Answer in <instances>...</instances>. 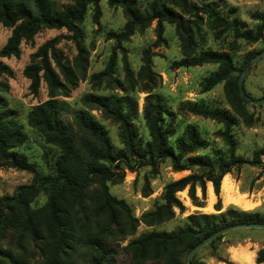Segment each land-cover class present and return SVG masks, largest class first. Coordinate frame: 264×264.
Masks as SVG:
<instances>
[{
  "label": "trees",
  "instance_id": "trees-1",
  "mask_svg": "<svg viewBox=\"0 0 264 264\" xmlns=\"http://www.w3.org/2000/svg\"><path fill=\"white\" fill-rule=\"evenodd\" d=\"M70 1L68 6L61 7L56 0H0V23L13 27L0 49V56L19 57L22 41L33 39L43 28H66L72 33L78 47L77 59H84L87 50L82 40V23L90 9L94 21L99 22L102 15L101 0ZM149 1H154L151 9L141 10L139 4ZM155 1L107 0L110 6H121L128 17L121 31H110L108 35L119 40L127 39L137 27L143 28L156 20V43L160 44L165 42L164 22L174 24L185 49V55L176 65L219 64L218 70L203 80L202 91H210L226 81L229 93L240 104L236 106V102H233L232 105L237 114L242 113L241 102L248 101L241 95L238 77L254 55L248 56L245 64L236 66L232 54L226 50L210 49L193 53L189 50L194 44L193 28L189 22L198 25L199 19L205 14L215 26L234 30L237 36L256 42L264 38V12L253 14V18L259 21L255 29L241 30L238 23L227 18L213 2L190 6L188 0H165L159 5ZM186 15L193 18H186ZM59 40L60 37L56 36L42 44L24 69L25 76L30 79L31 92L38 93L42 79L49 87V98L28 112V124L58 150L48 174H42L37 163L31 161L23 150L28 134L17 119L16 111L2 107L0 98V167H12L33 174L31 184L21 185L13 194L0 198L1 232L5 234L11 231L17 235L21 248L25 247L26 240H31L44 254V260L38 264H65L76 253L78 244L79 254L84 252L92 255L89 264H115L119 253L118 241L134 235L140 221L150 226L174 218L175 208L181 213L185 212L186 206L177 196L179 191L188 187L192 203L204 207L208 181L213 183L217 196L214 204L217 213L196 211L183 219L185 224L179 229L149 230L132 237L126 248L133 264L160 259H164L165 264H187L190 250L220 228L238 222L264 223V214L258 210H243L236 205H230L225 210L222 207L223 177L245 163L264 164V147L255 151L253 159L237 154V141L232 132L238 122L235 115L226 109L211 108L204 103L191 102L187 106L188 111L223 125L217 132L227 146L223 152L211 148V141L201 134L196 124H186L177 135L173 123L175 112L167 108L161 94L152 91L157 81L152 70L151 49L148 48L139 72L141 77L150 80L142 89L147 93L142 110L148 130L147 140L144 141L135 124V119L140 115L139 106L137 99L130 94L88 92L81 98L85 106L100 110L118 125L123 148L117 150L104 125L87 109L76 110L72 121L63 117L64 104L57 96H68L71 87L77 85L78 76L73 67L64 63L56 47ZM113 64L114 60L110 63V69L94 74V78L111 75ZM56 67L64 78H61ZM126 69L128 83L133 88L135 78L128 64ZM3 73L12 75L13 70L0 61V76ZM210 148L211 152L208 151ZM166 160L170 161L175 171L191 172L166 183L154 208L137 218L132 206L111 192L110 183L115 184L124 178L126 169L134 171L148 166L157 172L160 164ZM198 187L202 192L201 197L197 195ZM41 190L47 191L49 195L38 211L33 207V202ZM92 193L99 196L98 205ZM149 194V191L144 192L145 196ZM94 230L97 234H92ZM247 230L261 229L241 228L221 234L193 256V263L208 264L205 258L213 256L232 264L220 247L227 235ZM206 249L211 252L199 258ZM0 255L10 264H26L28 258L25 252L15 254L1 248ZM256 261L264 262V243L258 250Z\"/></svg>",
  "mask_w": 264,
  "mask_h": 264
},
{
  "label": "rangeland",
  "instance_id": "rangeland-1",
  "mask_svg": "<svg viewBox=\"0 0 264 264\" xmlns=\"http://www.w3.org/2000/svg\"><path fill=\"white\" fill-rule=\"evenodd\" d=\"M58 6L66 7L70 0H56ZM165 0H156L159 5ZM213 2L218 9L231 21L237 22L241 30L255 29L258 20L253 18L256 12H264V0H188L190 6H199ZM154 1L140 3V9H151ZM102 15L99 22H95L92 10L90 9L82 23L83 43L86 47L84 59H77L78 47L72 38V33L66 28L48 29L43 28L33 39L23 40L21 43V55L19 57H1L0 61L10 66L13 74L3 73L0 76V98L2 107H9L16 111V117L21 122L24 130L28 134V141L23 150L30 160L36 162L42 174L51 172L53 164L58 154V150L53 145L46 142L45 137L28 124V112L40 102L49 98V87L42 79L38 93L30 90V79L25 76L26 65L33 60L32 54L37 52L39 47L46 41L59 36L60 40L56 47L63 58L65 64L73 67L78 76V83L71 87L68 96L58 95L57 97L64 104L63 117L67 121H72L76 110L87 109L105 127L107 133L117 150L123 148L119 135L118 125L109 118H106L100 110L91 109L85 106L81 98L88 92L97 94H125L128 93L138 101L140 115L135 119L141 137L147 140L148 130L142 118V110L147 93L142 90L150 80L141 77L139 74L144 64L145 50L151 49L153 66L155 72L156 85L152 91L163 96L167 108L175 112L176 117L173 123L179 135L186 124H196L201 134L211 141L213 150L225 151L227 146L224 140L217 135L223 125L215 120L205 118L201 115L188 111V104L191 102L204 103L211 108H221L228 110L237 118V125L232 132L237 141V154L248 159H253L256 150L264 147V104L255 105L250 102L242 103V113L237 114L233 102L236 98L229 93L226 81H222L213 89L207 92L202 91L203 80L216 72L219 68L217 63H205L198 66H179L176 62L185 55L184 41L177 33L174 24L164 22L165 42L157 44V21H152L149 25L141 28L137 27L133 34L127 39L119 40L110 37V31H121L128 17L121 6H110L107 0H101ZM186 18H193L186 15ZM193 28L194 44L189 48L193 53H200L203 50H226L233 56L236 66L245 64L250 55H255L264 48V38L256 42H250L235 34L234 30H224L215 26L207 15L199 19L198 25L190 23ZM13 27L4 26L0 23V49L6 43ZM114 60L113 72L111 75H104L101 79L94 78V74L105 69H110L111 61ZM126 64L129 65L135 78V85L132 88L127 80ZM59 72L58 68L56 67ZM61 78L63 75L59 72ZM239 78V77H238ZM246 91L255 98L264 96V57H262L246 75L244 79ZM240 104L236 102V106ZM208 149L209 152L212 149ZM264 163V154L262 155ZM196 170V169H194ZM191 170L175 171L169 160L162 162L158 171H153L148 166L139 167L131 171L125 170L124 178L113 184L110 183L111 192L118 198L124 199L132 206L133 214L141 218L143 213L154 208L155 201L161 196L164 186L169 181L187 175ZM241 194H246L255 202V210L264 214V164L245 163L238 168H233L229 173ZM33 182V174L28 171L19 170L12 167H0V198L8 194H13L16 189L24 184ZM150 194L145 196L144 192ZM184 192H178L177 196L186 206L185 212L181 213L175 208L174 218L162 223L147 225L140 221L134 235L128 236L117 244L119 253L116 256L115 264H133L131 254L127 250L128 242L132 237H136L142 232L149 230L179 229L185 224L183 220L188 214L200 211L217 213L212 207L204 209L193 207L194 204L188 194V187ZM48 192L41 190L33 202V207L39 211L48 199ZM94 202L100 203L99 196L92 193ZM207 202V200H206ZM89 203V202H88ZM237 206V205H236ZM243 209L245 207L238 206ZM225 210V209H224ZM245 210V209H243ZM2 206L0 205V212ZM41 213V211H40ZM92 234H97L94 230ZM251 239L259 243H264V229L247 230L240 234H229L226 241L222 243L223 251L227 245L242 243L246 239ZM0 248L11 250L15 254L25 252L28 258L26 264H38L44 260L41 249L33 244L31 240L25 241V247L21 248L17 241V235L11 231L4 234L0 230ZM80 245L77 251L65 264H89L92 255L80 252ZM211 251L204 250L199 258L206 257ZM79 254V255H78ZM1 264H10L0 255ZM144 264H165L164 259L148 260Z\"/></svg>",
  "mask_w": 264,
  "mask_h": 264
},
{
  "label": "crops",
  "instance_id": "crops-1",
  "mask_svg": "<svg viewBox=\"0 0 264 264\" xmlns=\"http://www.w3.org/2000/svg\"><path fill=\"white\" fill-rule=\"evenodd\" d=\"M227 175H229L230 180L233 183L235 191H237V193L241 194V191L237 188V184L233 181L232 175L229 173ZM225 176L223 177L222 182H223ZM222 182H221V197H222V207L224 210L227 207H229L230 205H236V204H234L233 202L225 201L224 196H223V191H222ZM197 195L200 197L202 195L201 189L199 187L197 188ZM210 197H212V199H213L211 202V207H212V209L215 210L214 204L216 203L217 196L214 192L213 183L211 181H208L207 182V197L205 199V202L207 200L206 205L204 207H197L194 205L193 207L202 208V209H204L206 207H210V203L208 202V199ZM243 209H245V210L255 209V202L252 200V205L249 207H245ZM207 213H209V212H207ZM258 229H260V228H258ZM262 246H263L262 243H259L257 241H252L249 238V239H246L242 243L227 245V247L224 248L222 253L229 261L232 262V264H264V262L257 263V261H256L258 250ZM205 260L208 264H228L227 262L220 261L213 256L207 257V258H205Z\"/></svg>",
  "mask_w": 264,
  "mask_h": 264
},
{
  "label": "water",
  "instance_id": "water-1",
  "mask_svg": "<svg viewBox=\"0 0 264 264\" xmlns=\"http://www.w3.org/2000/svg\"><path fill=\"white\" fill-rule=\"evenodd\" d=\"M264 57V48L259 51L258 53H256L254 55V57L248 62V64L244 67L243 71L241 72L239 79H238V86H239V90L241 92V95L243 96V98L255 105H263L264 104V96L260 97V98H255L252 95H250L245 87H244V79L246 77V75L251 71V69L254 67V65L262 58ZM241 228H260V229H264V223L261 222H238V223H234L225 227L220 228L219 230L213 232L211 235H209L208 237L204 238L203 240H201L199 243H197L189 252L188 256H187V264H195L193 263L192 259L193 256L199 251L201 250L203 247H205L206 245H208L213 239H215L216 237H218L221 234H225L228 233L230 231L236 230V229H241Z\"/></svg>",
  "mask_w": 264,
  "mask_h": 264
},
{
  "label": "bare ground",
  "instance_id": "bare-ground-1",
  "mask_svg": "<svg viewBox=\"0 0 264 264\" xmlns=\"http://www.w3.org/2000/svg\"><path fill=\"white\" fill-rule=\"evenodd\" d=\"M222 191L224 199L227 202H233L237 206L241 207H249L252 205V199L250 197H248L246 194H239L237 193V191H235L233 183L231 182L230 177L227 174L222 182ZM180 192L185 193L184 190ZM212 200V197L208 199V202L210 203V208Z\"/></svg>",
  "mask_w": 264,
  "mask_h": 264
}]
</instances>
